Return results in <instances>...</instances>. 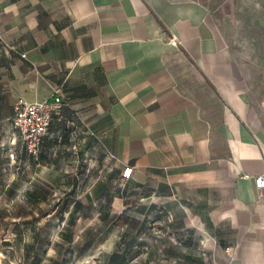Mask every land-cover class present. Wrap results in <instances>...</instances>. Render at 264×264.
<instances>
[{
	"label": "crops",
	"instance_id": "0c3cea01",
	"mask_svg": "<svg viewBox=\"0 0 264 264\" xmlns=\"http://www.w3.org/2000/svg\"><path fill=\"white\" fill-rule=\"evenodd\" d=\"M56 87L96 103L122 207L192 218L215 264H264V194L242 177L264 173V0H0L3 142L20 147L14 103Z\"/></svg>",
	"mask_w": 264,
	"mask_h": 264
},
{
	"label": "rangeland",
	"instance_id": "374dc122",
	"mask_svg": "<svg viewBox=\"0 0 264 264\" xmlns=\"http://www.w3.org/2000/svg\"><path fill=\"white\" fill-rule=\"evenodd\" d=\"M95 108L67 109L35 158L0 135V264H215L192 218L185 229L162 204L136 214L105 190L119 163Z\"/></svg>",
	"mask_w": 264,
	"mask_h": 264
},
{
	"label": "built area",
	"instance_id": "2783aa9c",
	"mask_svg": "<svg viewBox=\"0 0 264 264\" xmlns=\"http://www.w3.org/2000/svg\"><path fill=\"white\" fill-rule=\"evenodd\" d=\"M69 106V100L60 87H56L46 100L33 102L19 100L14 103L10 125L26 157L35 158L38 155L42 138L48 128L55 119L62 117ZM131 174L132 166H124L120 172L121 180H128ZM242 177L252 178L259 193L264 194V173L255 176L243 173ZM225 250L228 251V248Z\"/></svg>",
	"mask_w": 264,
	"mask_h": 264
},
{
	"label": "trees",
	"instance_id": "16d2710c",
	"mask_svg": "<svg viewBox=\"0 0 264 264\" xmlns=\"http://www.w3.org/2000/svg\"><path fill=\"white\" fill-rule=\"evenodd\" d=\"M76 204V203H75Z\"/></svg>",
	"mask_w": 264,
	"mask_h": 264
}]
</instances>
